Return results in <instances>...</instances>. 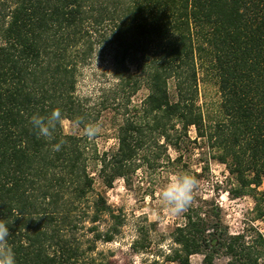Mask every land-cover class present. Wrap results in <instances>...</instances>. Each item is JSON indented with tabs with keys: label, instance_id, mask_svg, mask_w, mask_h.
<instances>
[{
	"label": "trees",
	"instance_id": "16d2710c",
	"mask_svg": "<svg viewBox=\"0 0 264 264\" xmlns=\"http://www.w3.org/2000/svg\"><path fill=\"white\" fill-rule=\"evenodd\" d=\"M101 44L127 90L116 103V147L90 153L88 137L62 125L51 141L38 138L30 117L53 109L81 130L91 125L76 85ZM199 70L220 95V117L209 122ZM191 127L226 166L227 193L252 198V219L230 232L214 200L192 201L174 247L150 264H191L194 254L202 264L220 254L227 264H264V233L253 225L264 220V0H0V219L16 264H110L97 244L112 242L125 219L95 191L90 162L105 187L130 184L141 166L169 159L168 148L179 152ZM146 239L139 229L131 249Z\"/></svg>",
	"mask_w": 264,
	"mask_h": 264
},
{
	"label": "rangeland",
	"instance_id": "374dc122",
	"mask_svg": "<svg viewBox=\"0 0 264 264\" xmlns=\"http://www.w3.org/2000/svg\"><path fill=\"white\" fill-rule=\"evenodd\" d=\"M111 49L108 44L96 45L91 60L80 69L77 78L76 94L83 100L92 118L91 125H98L101 129L95 137H88L90 153L94 149L101 152L116 147L117 124L120 120L116 103L118 98L126 100L127 90L119 91L117 88ZM146 93L147 90L141 88L130 97V102L139 105ZM219 103L215 78L210 72L199 70L198 104L206 122L220 117ZM62 127L66 133L83 134V130L74 128L68 120H64ZM195 136L194 128H189L188 139H185L179 152L168 148L169 159L162 156L160 164L155 167L152 164L141 166L132 176L130 184L117 178L110 188L105 187L98 176L96 164L90 162L89 170L94 177L95 191L102 194L108 205L121 212L125 219L112 242L97 244V252L101 253L99 257L110 261V264H150L154 259L164 260L174 247L172 230L183 221L182 214L173 216L167 212L159 195L163 185L174 174L201 173L192 201L200 203L214 200L221 208L223 222L230 232L239 231L252 219V198L248 195L233 198L227 193L232 180L226 166L212 158L210 150ZM179 155L180 160L173 161ZM261 189H264V177L259 186ZM253 225L264 233V220H254ZM139 229L146 232L147 247L134 252L131 243L136 239ZM190 262L202 264V255H191ZM214 264H227V258L220 254Z\"/></svg>",
	"mask_w": 264,
	"mask_h": 264
},
{
	"label": "clouds",
	"instance_id": "9594fccd",
	"mask_svg": "<svg viewBox=\"0 0 264 264\" xmlns=\"http://www.w3.org/2000/svg\"><path fill=\"white\" fill-rule=\"evenodd\" d=\"M64 122L59 109H53L47 116L33 115L29 123L38 138L51 141L59 125ZM80 120H75L73 126L80 128ZM101 131L98 125H87L83 134L89 138L95 137ZM63 140L52 145L53 151H60ZM198 187L197 179L190 174H174L160 190V200L167 212L173 216L182 214L190 206L194 191ZM9 226L0 219V264H16L15 255L8 244Z\"/></svg>",
	"mask_w": 264,
	"mask_h": 264
}]
</instances>
